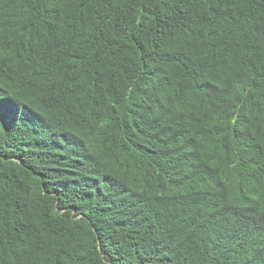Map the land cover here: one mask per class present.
<instances>
[{"label":"trees","instance_id":"1","mask_svg":"<svg viewBox=\"0 0 264 264\" xmlns=\"http://www.w3.org/2000/svg\"><path fill=\"white\" fill-rule=\"evenodd\" d=\"M0 264H264V0H0Z\"/></svg>","mask_w":264,"mask_h":264},{"label":"snow or ice","instance_id":"2","mask_svg":"<svg viewBox=\"0 0 264 264\" xmlns=\"http://www.w3.org/2000/svg\"><path fill=\"white\" fill-rule=\"evenodd\" d=\"M0 95H2V94H0ZM3 105H4V100L0 99V112H2Z\"/></svg>","mask_w":264,"mask_h":264}]
</instances>
